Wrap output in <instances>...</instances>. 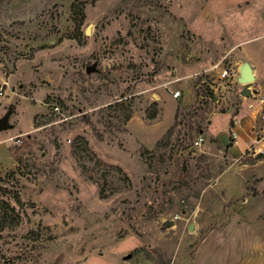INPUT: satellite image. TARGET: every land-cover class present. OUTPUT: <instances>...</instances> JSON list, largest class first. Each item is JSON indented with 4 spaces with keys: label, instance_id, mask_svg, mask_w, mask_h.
Returning <instances> with one entry per match:
<instances>
[{
    "label": "rangeland",
    "instance_id": "374dc122",
    "mask_svg": "<svg viewBox=\"0 0 264 264\" xmlns=\"http://www.w3.org/2000/svg\"><path fill=\"white\" fill-rule=\"evenodd\" d=\"M245 63L264 0H0V264H264Z\"/></svg>",
    "mask_w": 264,
    "mask_h": 264
},
{
    "label": "built area",
    "instance_id": "2783aa9c",
    "mask_svg": "<svg viewBox=\"0 0 264 264\" xmlns=\"http://www.w3.org/2000/svg\"><path fill=\"white\" fill-rule=\"evenodd\" d=\"M219 63L214 64V68H220L221 66H219ZM237 69V68H236ZM231 68L230 67H225L222 66L220 68V72H219V76L221 77H226V76H230L231 75ZM242 84V83H240ZM243 85V84H242ZM250 87V86H249ZM251 94L248 95L247 97L253 98L256 102L255 105L258 106L259 109V114L260 117L264 120V90H253L251 87ZM2 90V86H0V92ZM180 95V91L178 89H175L172 93L173 97H177ZM253 103H249V106H255ZM233 137L234 139H236V132L233 131ZM201 140V138H200ZM200 140L196 141V144L200 143ZM235 141V140H234ZM252 142H253V153L257 154L259 152H264V134H255V136L252 138Z\"/></svg>",
    "mask_w": 264,
    "mask_h": 264
},
{
    "label": "water",
    "instance_id": "95a60500",
    "mask_svg": "<svg viewBox=\"0 0 264 264\" xmlns=\"http://www.w3.org/2000/svg\"><path fill=\"white\" fill-rule=\"evenodd\" d=\"M85 31H86V33L90 32L89 26L86 27ZM87 70L90 71L91 68H88ZM254 77L255 76H254L252 67L249 63H245V64L240 65L239 76L237 78V81L244 85L243 89L241 90V93L244 94L245 96L250 95L252 92L248 83L252 82L254 80ZM7 116H8V114H5L0 118V130L4 129L8 126V124L6 122ZM165 225L167 226L168 223H165ZM189 230H192V226L189 227Z\"/></svg>",
    "mask_w": 264,
    "mask_h": 264
},
{
    "label": "crops",
    "instance_id": "0c3cea01",
    "mask_svg": "<svg viewBox=\"0 0 264 264\" xmlns=\"http://www.w3.org/2000/svg\"><path fill=\"white\" fill-rule=\"evenodd\" d=\"M224 62V59L223 58H220V59H217L212 65H211V68L212 69H214L215 70V72H217L218 73V75H219V72H220V68L222 67V66H224V65H222L221 66V64ZM216 63H219L220 65L219 66H221L220 68L218 67V68H214L213 66H214V64H216ZM234 64V63H233ZM233 66V65H232ZM225 67H227V66H225ZM231 69H232V67L231 66H229ZM239 67H240V65H236V72L237 73H239ZM234 74V73H233ZM232 74V75H233ZM219 77V76H218ZM253 90H257V91H260V90H262V87L261 86H256V87H252V86H250ZM253 138V137H252Z\"/></svg>",
    "mask_w": 264,
    "mask_h": 264
},
{
    "label": "trees",
    "instance_id": "16d2710c",
    "mask_svg": "<svg viewBox=\"0 0 264 264\" xmlns=\"http://www.w3.org/2000/svg\"><path fill=\"white\" fill-rule=\"evenodd\" d=\"M76 7L78 8V6H76V4L73 5V8H76ZM76 21H77V26H76L77 27V32L80 34L79 26L82 23V15H81V18H79L78 20L76 19ZM155 115H156V109L153 108V111L148 114V117L149 118H153V117H155ZM262 155H263V153L259 154V156H262Z\"/></svg>",
    "mask_w": 264,
    "mask_h": 264
}]
</instances>
